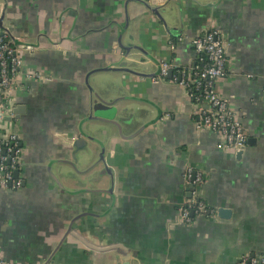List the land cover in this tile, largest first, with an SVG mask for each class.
<instances>
[{
	"label": "crops",
	"instance_id": "crops-1",
	"mask_svg": "<svg viewBox=\"0 0 264 264\" xmlns=\"http://www.w3.org/2000/svg\"><path fill=\"white\" fill-rule=\"evenodd\" d=\"M1 14L32 51L14 116L0 121V138L13 132L24 145L22 187L0 189V257L238 264L264 254V0H0ZM211 27L225 34L228 74L217 89L248 129L242 153L198 131L173 73L153 81L161 61H194L192 40ZM99 98L121 99L118 125L90 119ZM187 165L206 172L202 195L216 210L189 225L176 222Z\"/></svg>",
	"mask_w": 264,
	"mask_h": 264
},
{
	"label": "built area",
	"instance_id": "built-area-1",
	"mask_svg": "<svg viewBox=\"0 0 264 264\" xmlns=\"http://www.w3.org/2000/svg\"><path fill=\"white\" fill-rule=\"evenodd\" d=\"M9 30V26H5ZM194 61L188 64H177L164 60L160 62V71L154 82L166 79L172 71V81L177 83L196 105L195 117L198 131L209 129L221 138L225 148H245L249 132L242 123L238 111L231 101L222 95L217 84L228 74L227 43L225 34L218 27H211L197 34L193 40ZM173 44V43H172ZM174 44L172 45V48ZM32 51L30 45L21 46L12 39L7 30L0 27V121L14 116L12 103L13 91L20 83L18 77L24 72V52ZM28 78H44L39 72L25 70ZM48 77V76H46ZM24 145L20 136L6 132L0 138V189L16 191L22 187L20 171L23 164ZM207 181L203 170L187 165L183 174V183L187 191L186 199L179 205L176 222L189 225L196 218L215 216L216 210L202 195V188ZM0 264H11L0 257ZM238 264H264L263 253H246Z\"/></svg>",
	"mask_w": 264,
	"mask_h": 264
},
{
	"label": "water",
	"instance_id": "water-1",
	"mask_svg": "<svg viewBox=\"0 0 264 264\" xmlns=\"http://www.w3.org/2000/svg\"><path fill=\"white\" fill-rule=\"evenodd\" d=\"M4 17L5 14H1L0 16V27L4 30H7V32H9L8 29H6L5 27V21H4ZM12 37V36H11ZM140 62H142V60H140ZM125 63V64H124ZM121 66L124 67V65H126V62H124ZM139 63V61H138ZM138 65V64H136ZM120 66V67H121ZM161 65L159 62V71H160ZM159 73V72H158ZM157 73V74H158ZM172 71H170L169 75L171 76ZM121 101L120 98H112V99H103V98H99L96 102H94L93 105V114L92 116H90V119H99L100 121H105V122H110L113 124H117V120L115 121L116 115L119 111V106L118 103ZM124 108H122L123 110ZM160 119L159 117L157 118V120ZM118 125V124H117ZM83 135L84 139H91V140H95V137L90 135V134H86L85 132H81ZM80 136H73L72 141L70 142V146L73 147H79L82 143H83V139ZM245 148H241L239 149V152L242 153L244 151ZM74 154V152H73ZM19 170H16V175L19 174ZM219 214L221 216H225L228 217L230 214V210L226 209V208H220L219 210Z\"/></svg>",
	"mask_w": 264,
	"mask_h": 264
}]
</instances>
